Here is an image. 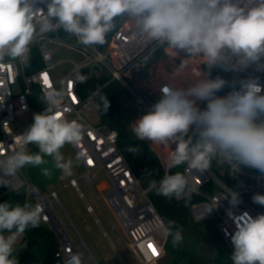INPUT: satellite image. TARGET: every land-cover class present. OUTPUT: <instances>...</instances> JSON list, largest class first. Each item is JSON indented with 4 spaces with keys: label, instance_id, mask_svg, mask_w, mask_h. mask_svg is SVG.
<instances>
[{
    "label": "clouds",
    "instance_id": "clouds-1",
    "mask_svg": "<svg viewBox=\"0 0 264 264\" xmlns=\"http://www.w3.org/2000/svg\"><path fill=\"white\" fill-rule=\"evenodd\" d=\"M36 3L0 0V60L23 58L37 28L48 32L62 27L85 46L101 45L115 18L130 17L141 34L159 45L176 54L202 57L207 70L187 87L162 86L161 98L131 124L134 135L155 144L174 145L169 169L186 164L203 173L216 160L238 171L243 167L264 175V84L259 76L232 81L211 77L214 68L264 72V0H47L46 10H38ZM225 87L231 90L217 95ZM61 99L60 92L46 93L45 111L34 114L33 122L18 137L16 150L0 158V186L9 188L3 177L21 168L45 164V156L64 175H71L73 162L61 149L76 144L83 129L79 122L63 117ZM102 100L107 112L108 97ZM30 144L39 151H29ZM42 172L49 175L47 168ZM187 183L182 173L175 172L166 173L158 183L151 181L149 187L158 195L172 197L181 194ZM227 198L234 207L241 202L234 190ZM252 201L264 206V194H254ZM42 213L41 205L27 200L0 203V264H18L15 245L27 229L39 227ZM173 223H162V231L171 234ZM182 239V233L175 231L173 243ZM230 239L232 264H264V214L238 217ZM65 264H82V257L70 254Z\"/></svg>",
    "mask_w": 264,
    "mask_h": 264
},
{
    "label": "built area",
    "instance_id": "built-area-1",
    "mask_svg": "<svg viewBox=\"0 0 264 264\" xmlns=\"http://www.w3.org/2000/svg\"><path fill=\"white\" fill-rule=\"evenodd\" d=\"M46 3L47 0L43 3L37 0L36 8L46 10ZM38 15L42 13L38 12ZM109 33L105 50L101 51L97 45L81 44L78 37L66 32L62 27H56L48 32H41L37 28L29 51L23 58L12 59L5 56L0 60V158L16 150L18 137L33 122L34 114L45 111L46 93L50 91L62 93L60 104L63 117L69 121L79 122L83 129L81 139L76 144L69 145L78 156L80 166L84 170V181L94 189L95 185L106 180L103 193L97 194L95 189L94 192L104 210H107V205L115 214V219L110 217L111 229L119 233L138 261L143 264H154L163 258L170 234L162 231L161 224L164 222L148 197L149 190L144 189L135 178L121 152L118 132L101 122L93 124L83 116V111L87 109L92 96L86 99L82 97L81 84L89 78L87 73L90 70L92 76L107 73L110 76L109 83L119 81L137 101L149 105L148 103L153 104L161 98L162 86L187 87L206 74V66L202 57L181 53L179 57L181 62L175 71L169 74L163 69H158L144 84H139L135 70L145 67L155 52L163 50L164 53L167 46L159 45L141 34L130 17L120 26L117 18L116 26ZM55 40L78 49L85 59L82 65L70 61L73 66L60 83H57L53 75L55 68L61 64L57 61L52 48ZM35 50L38 52L41 66L36 64ZM182 63L185 65L183 68ZM95 64L101 65L103 70L101 75L93 71ZM232 73L234 79L259 76L261 83L264 84V72H257L254 68ZM198 104L200 107L201 103ZM97 118L101 119L99 110ZM21 119H25V123L14 126ZM33 145L30 144L29 148ZM159 148L162 150L161 161L165 174H171L173 168L169 169L168 165L174 146L170 147L171 151L165 150L166 147L161 145ZM181 173L188 183L181 194L175 195L177 200L198 197L189 208L191 221L199 224L215 220L220 235L231 249L230 235L236 229L237 218L244 214L253 218L258 214H264V206L252 201L254 194H264V175L254 169L242 167L238 171L236 167L227 163L213 160L211 167L203 173L189 168L186 164L183 165ZM3 179L10 185L9 188L0 186L4 193L26 188V200L29 203L33 201L32 205L42 206L43 213L39 226L48 227L54 232L57 239L54 243L55 256L58 259L65 263L70 254H80L82 264H89L84 253L87 245L83 239L78 242L71 232L70 228H75L74 223L59 200L57 192L42 193L39 188L27 185L19 170ZM68 185L76 188L84 198L76 178L70 179ZM233 190L239 193L241 201L235 207L229 203L230 198H227ZM58 205L68 220L59 215ZM87 212L94 213L93 207L88 205ZM230 212L232 215H229Z\"/></svg>",
    "mask_w": 264,
    "mask_h": 264
},
{
    "label": "rangeland",
    "instance_id": "rangeland-1",
    "mask_svg": "<svg viewBox=\"0 0 264 264\" xmlns=\"http://www.w3.org/2000/svg\"><path fill=\"white\" fill-rule=\"evenodd\" d=\"M127 18V16L118 17V26L122 25L123 22L127 20ZM52 48L55 51L57 61L61 63L55 68V71L53 73L57 83H60L72 68L73 65L70 61L79 63L80 65L85 63L83 53L78 49L71 47L70 45L68 46L60 41L55 40L52 43ZM152 56L153 60L148 59V61L150 60V62L147 61L145 67H140L135 70V75L137 76V81L139 82V84H144L147 79L153 75V68H151L152 66L148 64L161 65V63H164L165 61L163 57V50L155 52ZM92 74L93 73L90 70L87 73V76L90 78ZM104 74L106 77H110L107 73ZM121 101L124 106L125 119L130 123V125L134 124L136 120L144 115L150 109V106L152 104L148 103L150 106L141 104L128 90H124V92L122 93ZM200 103V107L202 108L204 103ZM98 110L99 107H97L96 102L94 100H91L87 106V109L83 111V116L86 120L93 124L99 123L100 120L97 118ZM24 123L25 119H21L18 120L14 124V126H21ZM171 146L174 145H165V150L171 151ZM152 148L160 153V151L157 150L153 145ZM29 151L38 152L39 149L34 144L31 148H29ZM61 152L66 159H71L73 162L71 175H64L59 169H56L54 167L52 158L45 156V164L36 167L29 165L19 169L21 176L25 180L26 184L32 187L35 186L39 188L42 193H51L54 191L58 193L59 200H61L67 214L70 215L75 226V228L71 227L70 230L74 234L78 242H81V239L84 240L85 244L87 245V247L84 248V253L87 260H89L91 264L94 263L92 255L95 256L96 260H98L100 264H123L119 259V256L125 260L126 264H137L134 258L131 257L119 233L111 229L110 217L112 219H115V214L109 209L107 205V210L105 211L99 200L96 198L94 189L97 194L103 193V191L105 190L103 188L106 180L103 182L104 184L98 183L97 185H95L94 189H92L91 185L87 184L84 181V170L81 168L78 156L71 149L70 145L66 144L61 149ZM44 168H47L49 170V175L46 176L43 174L42 169ZM182 169L183 165L173 168L172 173H181ZM72 178L77 179L84 198L80 196V193L76 188L68 185L69 180ZM88 205L93 207L94 213L87 212ZM57 211L60 216L68 220L67 215H65L64 211L61 207H59V205L57 206ZM97 219L99 220V222H97ZM196 225L198 228H207L208 225H210V227L212 228H217L215 220L203 221ZM45 229L47 230L45 238L47 237L49 241L53 239L57 240L53 231H51L48 227H46ZM108 235L113 237V244H115V247L113 246V244H111ZM188 235L190 237H195L198 240L209 241L206 236L200 233L198 234L197 232H192ZM193 258L194 255L190 251H187L185 254V258L179 261L177 264H195ZM156 263L174 264L172 257L168 254L167 251L163 255L162 260Z\"/></svg>",
    "mask_w": 264,
    "mask_h": 264
},
{
    "label": "trees",
    "instance_id": "trees-1",
    "mask_svg": "<svg viewBox=\"0 0 264 264\" xmlns=\"http://www.w3.org/2000/svg\"><path fill=\"white\" fill-rule=\"evenodd\" d=\"M34 58L37 65L39 64V55L37 50L34 51ZM207 70L205 69V72ZM217 75L222 78L232 81L233 73L226 72L220 68H214L211 72V77L215 78ZM110 77L105 74L101 76H92L81 84L80 92L84 99L91 97L96 102L101 113L100 122L107 124L118 132L119 147L123 152L129 167H131L135 178L140 182L141 186L149 190L148 197H150L156 210L160 213L165 225L168 222H174L171 229L166 251L172 257L174 264L185 258V254L189 251L186 247L187 234L197 232L206 236L209 242L216 244L219 256L216 258V264H232L231 263V247L226 243L219 233L218 228H212L208 225L207 228L197 227L191 221L190 206L198 200V197H190L177 200L176 196L165 197L158 195L155 189H150V182L155 180L157 183L165 175L164 166L162 164L159 154L154 151L147 140L138 139L132 132L131 125L126 121L124 116V106L121 101V95L124 92V87L119 81L110 82ZM231 88L225 87L217 95L224 96ZM102 97H108L110 107L105 112ZM205 107V104L202 108ZM135 148L137 151L131 152L128 149ZM27 189H20L18 192L4 193L0 190V203L8 201L10 203H23L26 200ZM217 227V226H216ZM179 230L182 233V241L179 244L173 243V235L175 231ZM47 230L39 226L37 228H29L26 230V239L31 247ZM55 240H52L51 249L46 259V264H65L55 256Z\"/></svg>",
    "mask_w": 264,
    "mask_h": 264
},
{
    "label": "crops",
    "instance_id": "crops-1",
    "mask_svg": "<svg viewBox=\"0 0 264 264\" xmlns=\"http://www.w3.org/2000/svg\"><path fill=\"white\" fill-rule=\"evenodd\" d=\"M180 54H176L175 52L169 50L166 47L165 51L163 53V55H164L163 57L165 59L164 63H161V65L148 64V65L152 66L151 68H153V70H152L153 75L156 73V71H158V69H161V70L163 69L166 73H169V74L171 72L175 71L181 62V59L179 58ZM149 59L153 60V56H151ZM150 60L148 62H150ZM147 141L150 143L151 147L153 145L161 153L162 150H160V148H159L160 144L152 143L149 140H147ZM161 146H163L165 148V145H161ZM152 149L155 151L154 148H152ZM156 152L159 154V156L161 158L162 153L160 154L158 151H156ZM45 234L42 235L31 247H29V242L26 239L25 233L18 239V241L15 245V251L13 254L14 257L17 258V260H18V264H46V259H47L49 252H50V249H51L50 246H51L52 240L49 241V239H47V237L45 238ZM108 238L110 239L111 244H113V237L109 235ZM123 243H124V241H123ZM125 245H126V243H125ZM113 246L115 247V244H113ZM126 248L128 249L131 257L134 258V260L137 262V264H143L140 261H138L137 258H135L133 256V254L131 253V251L127 245H126ZM92 259L94 260L93 264H100L99 261L96 260L94 255H92ZM119 259L122 261L123 264H126L125 260L122 259V257L119 256ZM161 260H159V261H161ZM89 264H91V263L89 262ZM108 264H115V263H108ZM156 264H158V263H156Z\"/></svg>",
    "mask_w": 264,
    "mask_h": 264
},
{
    "label": "water",
    "instance_id": "water-1",
    "mask_svg": "<svg viewBox=\"0 0 264 264\" xmlns=\"http://www.w3.org/2000/svg\"><path fill=\"white\" fill-rule=\"evenodd\" d=\"M116 24H117V18L114 19V27L116 26ZM114 27H113V29H114ZM109 36H110V33L106 34L104 43L101 45H97L99 50H101V51L105 50V47H106L105 43H106L107 39L109 38ZM93 71L97 72L100 75L103 72L102 67L99 64L94 65ZM218 254H219V251L217 250L216 244H214L212 242H208V243L202 245L200 247V250H199V255L205 256L208 260V264H216L215 260L219 256Z\"/></svg>",
    "mask_w": 264,
    "mask_h": 264
},
{
    "label": "flooded vegetation",
    "instance_id": "flooded-vegetation-1",
    "mask_svg": "<svg viewBox=\"0 0 264 264\" xmlns=\"http://www.w3.org/2000/svg\"><path fill=\"white\" fill-rule=\"evenodd\" d=\"M187 240V249L194 255L195 264H208V260L205 256L199 255L200 247L209 241L198 240L195 237H190L188 234L185 237Z\"/></svg>",
    "mask_w": 264,
    "mask_h": 264
},
{
    "label": "snow or ice",
    "instance_id": "snow-or-ice-1",
    "mask_svg": "<svg viewBox=\"0 0 264 264\" xmlns=\"http://www.w3.org/2000/svg\"><path fill=\"white\" fill-rule=\"evenodd\" d=\"M90 163H91V161H90ZM153 251H155V250L153 249Z\"/></svg>",
    "mask_w": 264,
    "mask_h": 264
}]
</instances>
